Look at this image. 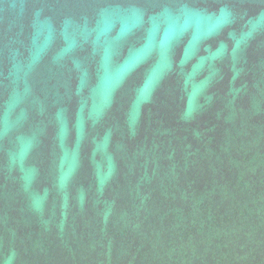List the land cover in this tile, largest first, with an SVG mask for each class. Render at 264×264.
Wrapping results in <instances>:
<instances>
[{
	"label": "water",
	"instance_id": "obj_1",
	"mask_svg": "<svg viewBox=\"0 0 264 264\" xmlns=\"http://www.w3.org/2000/svg\"><path fill=\"white\" fill-rule=\"evenodd\" d=\"M0 264H264V0H0Z\"/></svg>",
	"mask_w": 264,
	"mask_h": 264
}]
</instances>
